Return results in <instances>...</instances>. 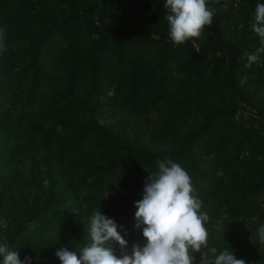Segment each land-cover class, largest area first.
Wrapping results in <instances>:
<instances>
[{"label": "trees", "instance_id": "1", "mask_svg": "<svg viewBox=\"0 0 264 264\" xmlns=\"http://www.w3.org/2000/svg\"><path fill=\"white\" fill-rule=\"evenodd\" d=\"M258 3L208 0L213 25L174 46L165 0H0V199L30 161L24 210L5 217L0 243L31 264H61L59 248L79 254L91 242L99 209L124 226L131 256L145 244L134 204L157 162L171 159L206 224L221 218L208 246L264 264L258 231L243 236L244 223L264 220V53L250 66L244 55L262 46ZM118 110L130 130L113 120ZM175 117L191 121L180 131ZM140 122L170 147H156ZM113 251L122 255L114 242Z\"/></svg>", "mask_w": 264, "mask_h": 264}, {"label": "clouds", "instance_id": "2", "mask_svg": "<svg viewBox=\"0 0 264 264\" xmlns=\"http://www.w3.org/2000/svg\"><path fill=\"white\" fill-rule=\"evenodd\" d=\"M164 8L168 35L174 46L200 37L206 26L213 25L214 9L208 6V0H165ZM252 31L262 46L255 52L244 53L247 66L257 62L264 53V3L256 5ZM114 94V90H109V96ZM157 163L158 171L148 175L142 199L134 204L137 209L134 227L141 229L144 246L133 245L132 255H127L128 233L124 226L117 225L98 209L90 220L91 242L79 254L67 247L59 248L55 255L61 264H194L193 253L200 254L199 264H245L232 250L218 252L216 247L208 246L205 224L209 216L201 212V201L192 195V181L187 171L171 159ZM7 226L8 221L0 218V228ZM258 237L264 245V224L258 228ZM113 242L120 246L119 258L114 254ZM0 258V264H31L30 257L21 260L16 250H10L7 241L0 243Z\"/></svg>", "mask_w": 264, "mask_h": 264}, {"label": "rangeland", "instance_id": "3", "mask_svg": "<svg viewBox=\"0 0 264 264\" xmlns=\"http://www.w3.org/2000/svg\"><path fill=\"white\" fill-rule=\"evenodd\" d=\"M138 4L142 2V0H135ZM237 19H239V16H237ZM240 21V20H237ZM234 20H232L230 22L228 26L229 30H231V33L233 34H237L238 31V27H239V23L237 25H235ZM261 103H264V99H260ZM237 105L240 107L238 109V112H244L245 114H247L249 111L248 109H242V102L238 101ZM106 115V113H105ZM155 119L159 120V117L156 116V114L154 115ZM124 112H120V110L117 111L116 115L113 117V120L116 121L118 123V125L123 128L124 130H130V127H126L124 125ZM140 119V117H139ZM191 120L188 119H182L179 117H175V118H171L170 119V125L173 128H176L180 131H183L185 129L186 126L189 125V122ZM141 124V128L140 130H144V135L146 138L151 139L152 143L156 146L159 147L160 149H167L170 147V143L169 141L166 139H159L157 137H155L154 135H152L151 130H149V128L147 129L146 127L144 128V125L142 124V122H140ZM242 155V154H240ZM241 157V156H240ZM241 159V158H240ZM29 167H30V161H28L27 158H25L18 166V176L16 181L13 183V185L9 188V190H7L4 195L3 198L0 199V218H4L8 215H18L19 213L23 212L24 210V206H25V196H26V191L27 188H24V180L28 177V172H29ZM222 171H220L221 173ZM234 178V176H232L230 173H227L225 176V179L228 181H231ZM261 205L264 207V200L262 201ZM78 220V219H76ZM262 224H264V220L262 221ZM244 228H243V236L245 238H252L254 236V234L256 231H258V227H252L249 224L244 223L243 224ZM205 227L208 231V234L210 232H217V231H222L223 230V226L221 224V218H215L213 222L205 224ZM7 230V228H0V236Z\"/></svg>", "mask_w": 264, "mask_h": 264}]
</instances>
